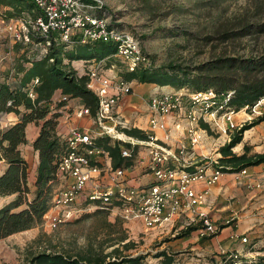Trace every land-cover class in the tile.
I'll return each instance as SVG.
<instances>
[{
  "label": "built area",
  "instance_id": "1",
  "mask_svg": "<svg viewBox=\"0 0 264 264\" xmlns=\"http://www.w3.org/2000/svg\"><path fill=\"white\" fill-rule=\"evenodd\" d=\"M31 1L38 11L35 17L6 20L15 40L32 44L30 33L37 32L69 43L115 44L114 53L106 58L82 60L86 63L83 66L86 87L96 96L97 108L92 115L89 108L81 104L65 114L69 125L60 136L64 150L56 158V182L61 185L50 193L48 209L42 216L47 225L55 229L81 211L106 209L124 221H140L146 231L163 232L177 221L187 226L196 221L200 224L199 236L216 234L221 225L201 207L207 201L210 187L219 181L224 171L216 160L195 154L205 134L198 128V121L203 119L224 134L235 129L237 110L229 105L232 91H192L184 87L174 92L152 91L146 106L147 128H142L147 139L129 136L124 132L129 128L128 121L123 119L118 107L122 97L133 91L134 80L126 79L123 73L150 66L149 55L140 40L115 26L106 15H97L95 11L103 8L100 0ZM108 58L117 59L121 65L108 64ZM263 106L264 94L244 108L249 114L259 116ZM180 112H183L188 140L185 144L176 140L174 144L172 130L181 129L174 117ZM72 117L87 118L92 127L71 124ZM171 119L172 127L168 123ZM158 132H162L160 137ZM103 137L110 142L116 139L121 157L132 158V163L115 167L110 151L99 143L98 139ZM137 146L144 147L146 157L140 151L133 156ZM137 164L145 172L143 181L135 178ZM233 174L247 188H258L264 180L247 173V168ZM82 202L84 205L80 207ZM231 220L233 217L223 223L228 225ZM240 241L246 242L247 237L241 236ZM220 253L226 256L221 264H242L239 251L229 249Z\"/></svg>",
  "mask_w": 264,
  "mask_h": 264
},
{
  "label": "rangeland",
  "instance_id": "2",
  "mask_svg": "<svg viewBox=\"0 0 264 264\" xmlns=\"http://www.w3.org/2000/svg\"><path fill=\"white\" fill-rule=\"evenodd\" d=\"M100 1L105 8L102 11L103 15L109 17L118 28L131 32L140 40L142 48L149 55L151 67L173 64L180 70L200 74L199 65L218 57L250 58L255 64L264 57V0ZM7 23L0 17V65L6 61V57L3 56L8 54L14 58L13 45L16 42L22 46L23 51L27 50V55L36 56L39 55L38 52H42V44H23L15 40ZM112 61L116 65H121L117 59ZM74 64L82 67L86 63L80 60ZM136 83H138L136 80L131 83L133 89ZM155 85L153 91L174 92L177 90L170 85ZM77 105V101H70L67 113ZM244 106L239 108L234 116L236 128L227 134L220 133L203 119L198 121V128L204 130L205 134L196 147L195 154L198 156L203 154L216 160L219 165L226 168L222 170L224 173H229L226 176L231 178L235 176L233 173L240 169H231V165L223 164L221 160L225 159L222 157L221 148L231 142L240 128L249 125L242 132L240 142L231 147L229 156L243 155L251 159L264 152V132L262 131L264 106L261 108L263 113L259 116L249 114V110H245ZM234 109L236 110V107ZM139 114L128 121L129 128L136 127L141 130L147 128V109L144 108ZM172 121L173 119L168 121L170 127H172ZM174 121L181 124V129L180 131L172 130L173 143L176 144V140L187 143L183 112L178 113ZM161 135L162 132H158L157 136ZM115 140L112 139L111 142ZM111 142L108 140L109 145H112ZM117 142L116 140L114 144ZM138 151L146 157L144 147L139 146L134 148L133 156L138 155ZM262 163L264 162L259 164ZM251 166L254 165L242 168H247V173L254 177L264 179V164L253 173ZM137 167L143 168L138 164ZM143 173L145 172L141 171V174ZM240 183L235 184L234 195H228V193L223 195L226 198L224 203L235 201L239 212H245L248 205L251 207L248 210L253 214H262L259 208L264 205L262 201L264 188L260 189L254 198L251 197L250 192V199H252L248 204L243 205V199L245 201L249 198L245 193H249L251 188H246ZM60 185L57 182L53 183L50 191L53 192ZM29 187L31 191L27 198L31 199L35 184ZM7 200L0 196V207L6 204ZM83 205L84 202L80 204V207ZM185 226L193 225H181V222L177 221L168 228L169 230L163 232L146 231L140 221L133 219L124 221L106 209L81 211L75 218L55 229H51L42 217L41 221L31 228L0 238V264H27L32 254L41 251L64 252L71 255L101 254L105 255L106 259H112L113 255L117 254L143 256L138 264H221L226 257L224 254H216L209 249L208 253L201 250L206 243L209 244L208 239L213 235L199 236V223H196L188 233H183ZM259 227L257 231L252 229L251 235L249 231H245L244 235L248 238L244 243L245 252L251 250V252L259 251L260 253L252 252L253 255H244V250L240 251L242 264H257L259 258H264V220H261ZM197 235L199 238L195 239ZM196 245L202 247L198 249L199 252L196 250ZM114 249L118 250L117 253H113ZM162 252H165V255L160 256ZM217 256H221L220 259L216 258ZM261 260L264 262V259Z\"/></svg>",
  "mask_w": 264,
  "mask_h": 264
},
{
  "label": "trees",
  "instance_id": "3",
  "mask_svg": "<svg viewBox=\"0 0 264 264\" xmlns=\"http://www.w3.org/2000/svg\"><path fill=\"white\" fill-rule=\"evenodd\" d=\"M103 9L95 13L103 15ZM37 12L31 0H0V17L4 20L32 18ZM30 38L33 44L43 45L42 52L36 56L27 55V50L23 51L22 46L16 42L13 45L15 55L12 64L3 73L4 79L0 82V114L12 112L18 117L14 123L0 130V160L5 163L0 173V196L15 195L0 207V238L31 228L41 221L48 209L50 189L53 183L56 184V158L64 150V142L56 130L61 116L60 107L66 104L68 98H78L92 115L96 111L97 98L86 87L87 77L77 74L71 61L106 58L115 51L112 42L69 43L53 35L46 38L37 32L30 33ZM262 60L255 64L250 58L218 57L199 65L200 74H191L169 64L162 67H140L125 71L123 76L139 83L170 85L177 89H212L217 93L232 91L229 105L238 110L264 94V57ZM112 62V58L107 59L108 64ZM34 79H37L36 83ZM57 90L65 99H59L53 104V95ZM30 122L39 126L38 134L32 141V147L38 151L39 162L34 194L28 199L27 195L31 191L27 182L28 165L20 146L27 143L26 126ZM248 126L240 128L231 142L221 148L225 159L221 161L231 165V169L264 162V152L251 159L243 155L229 156L231 147L240 142L242 132ZM124 132L139 140L147 139L145 132L136 127L124 129ZM98 140L110 151L115 167L132 163L131 158L121 157L117 143L109 145L105 137ZM125 145L130 146L129 143ZM194 227H186L183 233H188ZM117 251L114 249L113 253ZM159 255H165V252ZM142 259L140 255L133 257L117 254L112 259H106L101 254L71 255L41 251L32 254L27 264H138ZM261 259L264 258H259L257 264H264Z\"/></svg>",
  "mask_w": 264,
  "mask_h": 264
},
{
  "label": "crops",
  "instance_id": "4",
  "mask_svg": "<svg viewBox=\"0 0 264 264\" xmlns=\"http://www.w3.org/2000/svg\"><path fill=\"white\" fill-rule=\"evenodd\" d=\"M5 58V62L0 65V82L3 81V73L7 71L11 64H12V56L8 55L3 56ZM84 60V59H80ZM80 60H72L71 64L76 69L77 74L82 75L84 74V68L83 66H76L74 64L77 61ZM5 67V68H4ZM155 83H136L134 86L133 91L130 94H127L122 97L120 104H119V111L121 113V116L124 117L126 121H129L132 119V117L139 116V112L142 111L147 106V101L149 96L151 95L152 91L155 89L153 88ZM163 88V87H161ZM59 99H65L64 96L60 94V91H55L53 95V104L57 102ZM70 101H77L78 105H81V101L78 98H68L66 100V104L61 106L59 111L61 112V116L58 119V125L56 127L57 133L62 137V135L66 132L67 126L69 125V122H66L65 114L67 113L68 105ZM77 105V106H78ZM71 114V113H70ZM18 117L12 113H1L0 114V130L6 128L7 126L14 123ZM138 118H136L137 120ZM71 124H78V125H88L92 127V124L88 121L87 118H71L70 121ZM90 124V125H89ZM39 131V126L36 125L33 122H30L26 126V138L27 143L22 144L21 147V153L23 157L25 158V161L28 165V177L27 182L28 186L34 185L35 181V175H36V169L39 162V156L38 151L35 150L32 147V141L37 136ZM264 164V163H262ZM262 164L251 166V172L258 171L259 167L262 168ZM5 163L3 160H0V173L4 170ZM258 168V169H257ZM141 171H143L141 168H136L135 170V178L138 181H143L146 177V175L141 174ZM224 173L219 181L215 183L213 186L210 187L208 194H207V201L206 203L201 207L203 211H205L213 221L219 223L221 225V229L216 233L213 234L212 237L208 239L209 244H205L206 246L202 248L200 245H196V250L199 252L198 249H201L203 252L208 253V249L210 251H215L216 254L220 253V250H227V249H235L237 251H243L244 255H253L252 252L255 254L260 253L259 251H252L248 250L245 252V243H242L240 241V235H244L245 231H249L251 235V230L254 229V231H257L260 229L261 220H264V205L259 208V212H262V214H253L248 209L251 208L250 206L246 205L247 210L239 212L237 210L236 202L233 201L231 203H224V200L226 198L223 197V195H234V187L237 184V179L233 176V178L226 176ZM234 180V181H233ZM240 183V182H239ZM241 185H246L240 183ZM226 185V186H225ZM264 188V180L262 181V184L258 188H251L249 189V193L247 196L249 197L244 201L243 199V205L248 204V202L254 198L255 194L260 191V189ZM239 190V189H235ZM250 192H251V199H250ZM262 195H260L261 197ZM2 197V196H1ZM7 200V203L13 199V195H7L3 196ZM262 201H264V195L262 196ZM230 224H224V220L228 218H232ZM198 222H191L189 225H196ZM198 235L195 236V239H198ZM248 238V237H247ZM242 253V252H241ZM199 255L198 253H196ZM220 255V254H219ZM221 256H217L216 258L220 259ZM200 259V258H199Z\"/></svg>",
  "mask_w": 264,
  "mask_h": 264
}]
</instances>
